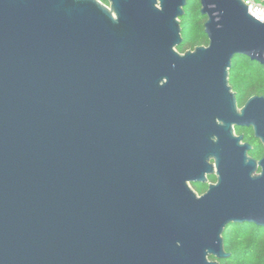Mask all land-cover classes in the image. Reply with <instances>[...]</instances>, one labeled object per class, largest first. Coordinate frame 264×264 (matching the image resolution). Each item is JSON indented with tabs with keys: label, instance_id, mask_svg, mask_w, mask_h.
I'll return each instance as SVG.
<instances>
[{
	"label": "water",
	"instance_id": "water-1",
	"mask_svg": "<svg viewBox=\"0 0 264 264\" xmlns=\"http://www.w3.org/2000/svg\"><path fill=\"white\" fill-rule=\"evenodd\" d=\"M186 1L0 0V264H220L228 224L264 227L233 129L264 145V96L228 83L264 67V20L199 0L208 44L180 53Z\"/></svg>",
	"mask_w": 264,
	"mask_h": 264
},
{
	"label": "trees",
	"instance_id": "trees-1",
	"mask_svg": "<svg viewBox=\"0 0 264 264\" xmlns=\"http://www.w3.org/2000/svg\"><path fill=\"white\" fill-rule=\"evenodd\" d=\"M100 1L107 4V0ZM199 10V0H187L183 7V15L178 18L182 42L176 49L180 53L208 44L204 31L206 17L202 16ZM228 83L235 94L238 106L250 96H264V67L248 56L236 55L229 69ZM261 151L257 144L255 156ZM215 181V175H209L206 183H192L191 187L200 195L207 190L209 183ZM222 237L224 249L229 256L220 259V264H264V227L247 222L230 223L225 227Z\"/></svg>",
	"mask_w": 264,
	"mask_h": 264
},
{
	"label": "flooded vegetation",
	"instance_id": "flooded-vegetation-1",
	"mask_svg": "<svg viewBox=\"0 0 264 264\" xmlns=\"http://www.w3.org/2000/svg\"><path fill=\"white\" fill-rule=\"evenodd\" d=\"M253 96H256V95H253ZM257 96H263V95H257ZM249 98H247L241 106L237 105L238 108H241ZM233 129H234L235 135L242 136L243 143L249 144L250 148L247 150V156L254 159L257 163L264 156V145L259 138L255 137L253 127L244 126V125H235ZM257 144L260 146V149L262 151L260 152L258 156H255V150L257 149ZM260 171H261L260 167L257 166L255 173L258 174L260 173Z\"/></svg>",
	"mask_w": 264,
	"mask_h": 264
},
{
	"label": "built area",
	"instance_id": "built-area-1",
	"mask_svg": "<svg viewBox=\"0 0 264 264\" xmlns=\"http://www.w3.org/2000/svg\"><path fill=\"white\" fill-rule=\"evenodd\" d=\"M247 4L248 12L259 21L264 20V0H242Z\"/></svg>",
	"mask_w": 264,
	"mask_h": 264
}]
</instances>
